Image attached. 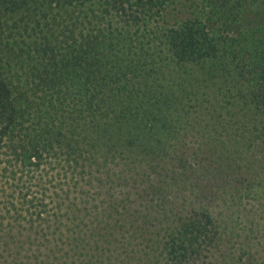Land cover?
<instances>
[{"label":"trees","instance_id":"obj_1","mask_svg":"<svg viewBox=\"0 0 264 264\" xmlns=\"http://www.w3.org/2000/svg\"><path fill=\"white\" fill-rule=\"evenodd\" d=\"M0 162L48 264H264V0H0Z\"/></svg>","mask_w":264,"mask_h":264},{"label":"rangeland","instance_id":"obj_2","mask_svg":"<svg viewBox=\"0 0 264 264\" xmlns=\"http://www.w3.org/2000/svg\"><path fill=\"white\" fill-rule=\"evenodd\" d=\"M2 167L3 163L0 162V186L4 187L15 181H6L5 178L1 176V174H4ZM59 169L60 167L56 163L52 162L50 165H46L42 169L36 171L32 180L24 178V184L29 187V189L33 192V195L41 197V194L39 193L41 186H47L43 185L41 180L52 176L53 183L57 184L58 182H61L58 178ZM13 190L14 187L10 193H12ZM84 191L85 193L78 195L76 200H70L72 203V209L77 210L78 212V217L75 222L83 229L80 235L91 234L93 236V239L90 241L91 243L92 240L96 239V234H107V232H113L111 231V225L114 224V221L117 222L116 231L119 232L120 225L123 221H125L122 218L125 217L123 212L122 216H118L114 212L111 216H107L109 212L107 211V197L102 194H97L96 190L90 186H85ZM1 192L2 191L0 189V264H48L46 249L44 247L46 243L39 237V235H31L34 230L29 229V225L27 223L28 219H25L22 212L16 209V207L18 208L17 198L15 197L16 194H14V196H10V193ZM54 200L55 201L49 203L48 214L56 210L55 203L58 199L56 198ZM65 204L62 203L60 214L67 210ZM118 209L122 211L120 206ZM68 223H71V221H68ZM124 230L125 228L123 227L122 231ZM114 236L115 239L118 237L122 243L126 244L128 234L125 231L121 235L114 233ZM141 240L142 239H137L132 244L134 245L138 243L142 246ZM118 252L121 254L120 251ZM122 258L124 259L121 254L118 258L120 262Z\"/></svg>","mask_w":264,"mask_h":264}]
</instances>
